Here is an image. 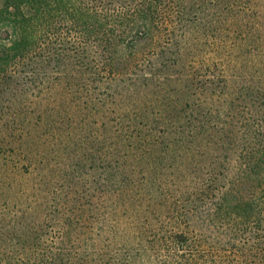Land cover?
I'll use <instances>...</instances> for the list:
<instances>
[{
	"label": "trees",
	"instance_id": "16d2710c",
	"mask_svg": "<svg viewBox=\"0 0 264 264\" xmlns=\"http://www.w3.org/2000/svg\"><path fill=\"white\" fill-rule=\"evenodd\" d=\"M0 1V264H264L261 0ZM59 98L115 135L87 177L19 186Z\"/></svg>",
	"mask_w": 264,
	"mask_h": 264
},
{
	"label": "rangeland",
	"instance_id": "374dc122",
	"mask_svg": "<svg viewBox=\"0 0 264 264\" xmlns=\"http://www.w3.org/2000/svg\"><path fill=\"white\" fill-rule=\"evenodd\" d=\"M261 3H260L261 5H258L257 11H258V17L261 19V23L263 27L264 0H261ZM263 29L264 28L261 29L262 34H264ZM201 33L202 34H199L200 37L198 44L196 43V48H197L196 53H199V56L201 58L200 64L201 67L203 66L202 70H205V68L209 66V69H211L212 73L213 72L215 73L219 69L215 68L216 64L213 62H216L219 65L221 63V61L219 60L220 57L222 56L220 55L219 49L216 50L213 45L211 46L208 44L210 37H208V35L206 36V32L203 31ZM263 38L264 35L260 36L261 41ZM260 40L258 39L256 42H259ZM235 51H237V49ZM201 53L202 55H200ZM259 64H260L259 68L261 67L264 71V61L262 58L259 60ZM245 76L249 77V75H245ZM175 93L176 94L174 96L173 95L171 96L173 99H176L177 96H180L181 94L177 92ZM57 100L62 104L60 106L59 112L51 115L50 117H47L46 119L44 118V121L38 124L37 132L35 134V141L32 140L33 142L37 143L38 151H39V154H37L36 156L37 157L36 172L30 176H27L25 174L26 176L24 175L23 180H19V186L23 185L26 186L27 188L31 187L32 185L37 183L38 179H40L39 173H42L43 171H47L48 173L47 179L50 180L52 185H55L57 182L59 183L63 180L65 181L66 173H69L70 170L73 169V165H75V163L77 162L84 164V166L78 168V170L83 171L81 177L82 175H84L83 178L87 177L91 171L89 164L91 158L94 157L95 162H97L98 160H96V158H98V156L102 153V150H100L102 143H105V145H107L108 142L110 141L109 136L111 134L115 135L113 130L109 131V126L112 125V123H110L108 128L106 129V127H104L102 122L103 114L106 115L107 119L113 117V113L109 112L107 108L103 111H100L99 113H97L96 110L93 109L91 113L90 111L87 110L80 111L81 109H78L75 106L71 107L65 101L63 102L61 98ZM180 102L183 101L180 100ZM116 103H118V101H116ZM123 103L125 106H129L130 108L131 101L129 100L127 101L126 99L124 102H120L118 105L117 104H113V105H115V107H120L122 106ZM43 106H45V108L48 107L50 110L53 109L54 106L56 108L55 110H57L58 108L57 105L53 103H48V101H44V103H42V108ZM61 107L63 110H61ZM159 129L161 130V132H158ZM162 130H164L163 127H157L154 129L153 133H162ZM41 154L43 155L42 158L40 159L39 155ZM196 158H199V156L196 155V153L193 151V159ZM175 161L176 162L174 165H176L178 161V157ZM180 163H183L182 160ZM188 164H190L189 165L190 169H192V167L198 168L196 166L197 163H194V160L192 162H189ZM152 165L159 170L157 163ZM231 165H233L234 167L237 166L236 163H233ZM134 168L138 169L139 166L137 165ZM171 172H173V170H168L167 178L176 179V177L177 178L181 177L180 174L182 173V171L181 172L175 171L176 173L169 175ZM141 173L142 172H137L135 174L137 179H139ZM162 177L164 176H161V178ZM76 180H79V178H76ZM84 180L85 179H80L78 181L79 185L84 184ZM16 192L17 189H13L12 193L11 191H8V193L6 194L5 192L7 196L2 195V197L0 198L1 201H3L4 199H16V196L19 195V193ZM24 197H26V193L23 194L22 198Z\"/></svg>",
	"mask_w": 264,
	"mask_h": 264
}]
</instances>
